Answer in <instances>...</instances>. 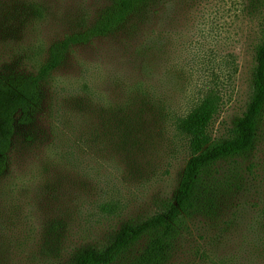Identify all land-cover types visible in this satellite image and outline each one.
Instances as JSON below:
<instances>
[{"label": "rangeland", "instance_id": "1", "mask_svg": "<svg viewBox=\"0 0 264 264\" xmlns=\"http://www.w3.org/2000/svg\"><path fill=\"white\" fill-rule=\"evenodd\" d=\"M112 2L0 0V78L37 76L52 43L93 26ZM263 41L264 0H159L139 29L68 51L29 121L15 117L0 176V264H70L163 212L189 157L178 120L213 92L208 135L232 139ZM202 175L200 210L182 216L167 264H264V113L253 148ZM148 239L113 264H129Z\"/></svg>", "mask_w": 264, "mask_h": 264}, {"label": "trees", "instance_id": "2", "mask_svg": "<svg viewBox=\"0 0 264 264\" xmlns=\"http://www.w3.org/2000/svg\"><path fill=\"white\" fill-rule=\"evenodd\" d=\"M158 1L113 0L93 26L52 43L46 49L47 54L41 61L37 76L5 81L0 78V176L8 167L9 156L14 147L16 115L22 114V123L29 121L28 113L39 102V88L61 66L67 52L74 46H83L105 38L127 25L133 31L139 29L149 20ZM87 89L88 85H85L84 90ZM219 107L218 96L213 92L207 93L178 120L177 132L186 139L189 157L174 202L169 203L163 212L154 214L139 224L123 225L106 248L84 249L70 264H113L145 235L149 239L129 264H167L173 242L180 233L178 226L182 216L200 210L197 199L199 200L204 170L221 159L247 153L254 146L264 113V41L255 50L252 97L247 110L235 125V135L232 139L214 143L208 135V129ZM205 190L203 195H208L207 189ZM115 207L116 204L108 202L103 211L113 214L117 209ZM241 255L246 260L248 253L243 249Z\"/></svg>", "mask_w": 264, "mask_h": 264}]
</instances>
